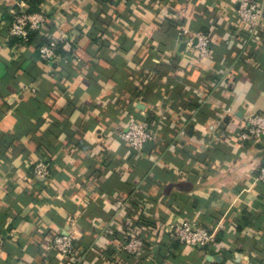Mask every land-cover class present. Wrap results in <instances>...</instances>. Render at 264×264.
Instances as JSON below:
<instances>
[{"label":"crops","instance_id":"obj_1","mask_svg":"<svg viewBox=\"0 0 264 264\" xmlns=\"http://www.w3.org/2000/svg\"><path fill=\"white\" fill-rule=\"evenodd\" d=\"M19 2L0 0V264H264V140L235 139L264 116V25L247 40L236 0H38L47 22L24 42L8 35ZM59 24L76 43L48 65ZM182 27L210 35V57ZM129 122L157 135L142 153L117 136ZM42 158L48 182L31 175ZM186 221L214 242L170 240ZM134 231L135 256L112 241ZM57 234L72 257L46 250Z\"/></svg>","mask_w":264,"mask_h":264},{"label":"built area","instance_id":"obj_2","mask_svg":"<svg viewBox=\"0 0 264 264\" xmlns=\"http://www.w3.org/2000/svg\"><path fill=\"white\" fill-rule=\"evenodd\" d=\"M111 1V0H107ZM235 16L241 28L248 33L247 40L259 39L260 30L264 25L263 8L250 0H236ZM8 21V35L11 38H18L26 42L31 32L40 30L47 22V15L44 13H28L23 2H19L16 8L10 11ZM58 36L56 39L49 40L43 44L38 51V57L48 65H53L57 60L56 50L58 45L67 53L74 50L76 41L70 39L61 24L56 25ZM179 35L185 41L187 51L198 59H206L211 54V38L205 32H192L189 29L180 28ZM117 136L120 141L126 143L133 151L142 153L146 144L154 143L157 135L145 123L129 122L124 128L118 129ZM239 143L264 140V116L259 113H247L243 117V125L239 129L236 137ZM34 179L48 182L51 177L50 163L47 159H39L31 169ZM255 178L264 183V164L256 170ZM118 205H122L119 201ZM170 240L180 246L194 249L209 247L214 242V233L191 222H177L168 229ZM3 235L0 233V247L3 243ZM116 242V248L127 255H137L143 246V241L138 232L134 231L127 235L123 240L120 238L112 239ZM47 251H53L64 258L74 255V241L70 235L57 234L52 236L46 246Z\"/></svg>","mask_w":264,"mask_h":264},{"label":"trees","instance_id":"obj_3","mask_svg":"<svg viewBox=\"0 0 264 264\" xmlns=\"http://www.w3.org/2000/svg\"><path fill=\"white\" fill-rule=\"evenodd\" d=\"M27 2L30 3V7H31V10H28L27 12L28 13H32V12H35V6L36 4L38 3V0H27ZM11 18V17H10ZM9 18V20H10ZM8 20V21H9ZM34 32H31L29 37H31V35L33 34ZM206 33V32H205ZM61 49V45H58V48H57V51Z\"/></svg>","mask_w":264,"mask_h":264},{"label":"water","instance_id":"obj_4","mask_svg":"<svg viewBox=\"0 0 264 264\" xmlns=\"http://www.w3.org/2000/svg\"><path fill=\"white\" fill-rule=\"evenodd\" d=\"M147 145H150V143L146 144L144 148H146Z\"/></svg>","mask_w":264,"mask_h":264}]
</instances>
